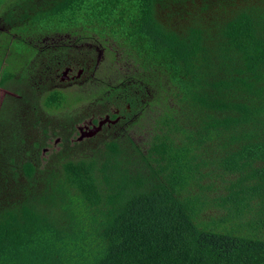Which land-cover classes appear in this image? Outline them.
Wrapping results in <instances>:
<instances>
[{
	"label": "trees",
	"instance_id": "16d2710c",
	"mask_svg": "<svg viewBox=\"0 0 264 264\" xmlns=\"http://www.w3.org/2000/svg\"><path fill=\"white\" fill-rule=\"evenodd\" d=\"M6 1L8 28L68 36V54L49 56L61 65L81 50L95 66V50L69 45L93 40L129 68L114 85L97 68L96 96L81 94L106 107L89 118L121 119L89 140L83 110L56 114L67 101L52 74L29 99L27 73L17 86L0 72L19 96L0 110V264H264V0ZM145 107L157 119L136 142ZM46 128L65 130L49 158Z\"/></svg>",
	"mask_w": 264,
	"mask_h": 264
},
{
	"label": "rangeland",
	"instance_id": "374dc122",
	"mask_svg": "<svg viewBox=\"0 0 264 264\" xmlns=\"http://www.w3.org/2000/svg\"><path fill=\"white\" fill-rule=\"evenodd\" d=\"M6 2H4L6 3L5 5L9 7V4H11L13 1L10 0ZM4 11H5V8L2 9L0 7V14L3 13ZM30 24L31 25H27L24 28H22L21 31H18L16 27L8 28L7 25L3 24V22L0 19V72H1V75L4 72H8L12 70L15 75V81L12 83L14 85H17V79L19 78L21 80H24L25 73H27L26 82L30 84V87H28V85H23V87L25 88L27 86L28 88V89H25L24 91V94L27 95L28 98H30L31 96L30 94L35 88L34 82L35 81H38V83L43 82L42 79H40V77L42 78L41 74H45V77H46L45 80H47L48 82L49 80L48 77L50 76V74H52L55 77L56 72L59 70V67L57 65L51 63L52 57L49 58V56L68 54L61 47L59 48L60 52L58 51V49H56L54 53L52 52V47L45 48L47 45H49L48 42H51L55 45L63 41L65 37L67 38L68 37L67 35L44 36L43 35L44 30L41 28V26H39L38 24L36 25H33L32 23ZM22 30H25V31L22 32ZM71 41H73V39ZM69 45L75 47L76 44L73 43ZM108 49L113 50V47L109 46ZM15 55H20L19 56L20 60H17V59L15 60L14 59ZM73 57L77 58L78 56L77 54H74ZM104 57L106 56L102 53L100 56L101 61L99 60V63L96 65V67L98 69H102L103 71H106L105 78H107L108 84L114 85L118 81L115 76L113 77L110 76L112 73L111 71H113L114 69H118V70H121V73H124L126 72L125 70L129 68V66L125 65V63L123 65L122 63L116 62V61H114L116 63L110 62V59H109V62H106L107 58L105 59ZM102 63L103 65H101ZM39 65L41 67L35 70V68H37ZM27 69H28V72L26 71ZM89 88H90V93H93L95 91L93 87L87 85L86 83H83L81 85L71 84L65 87L63 86L61 88L63 89L62 93L65 96L67 102L62 103L61 109L63 110L62 111L61 109L58 110L56 114L63 115V114L69 113L71 116H73L74 119H77V118H81V114H82L81 112L83 110L82 116L84 117H82L83 119L81 123L80 124L78 123V125H81V124H84L88 119H90L88 117L90 114L97 112V107L101 109H106V107H104V105L102 104L94 105L97 102L94 96L86 100V102L84 103L85 105H80L79 100L81 98V94H84L85 91L88 92ZM12 92L5 91L2 88H0V110H1V107H2V104L5 98L12 99L13 100L12 103H18L17 96L15 95L14 92L13 93ZM95 96H96V91H95ZM53 113H55V111ZM155 119H157L155 113H153L152 111H149L148 107H145L144 109H142L141 112H138V115L136 117L133 118V121H135V123L128 130V133L132 135V137L134 138V140H136V142L144 139L141 132H145V136H146L148 131L150 130V125L152 121ZM48 120L50 121V118ZM136 121H137V124H136ZM54 126L55 124L51 121L50 122L51 129H53ZM35 127H36L35 129L31 127L32 131L29 134L35 137L34 140L40 137L39 136L40 126H35ZM79 129H80L79 126L76 127V130L78 132H79ZM77 135L78 134L75 133L74 136H77ZM80 135L82 137H87L88 134L84 132ZM112 135L114 136V134ZM101 137L99 138L103 139ZM103 137H106V136H103ZM45 141L47 143V146L50 145V147L43 149V155H42L43 157L45 154H48V153L51 154L54 149H60L59 146L62 142V138L61 139L52 138V142L48 139H46ZM69 145L71 146L73 144H69ZM48 155L47 156L45 155L46 158H49ZM42 163H43L42 164L43 166L46 162L42 161Z\"/></svg>",
	"mask_w": 264,
	"mask_h": 264
},
{
	"label": "flooded vegetation",
	"instance_id": "af4514ba",
	"mask_svg": "<svg viewBox=\"0 0 264 264\" xmlns=\"http://www.w3.org/2000/svg\"><path fill=\"white\" fill-rule=\"evenodd\" d=\"M94 38L96 41H98V38L96 36ZM48 43H49V45H47L45 48L52 47L53 53L56 49L63 47V45H64L63 41H61L55 45L51 42H48ZM74 43L76 44L75 48H77V49H79L81 47L83 49V47H84V48L89 49V50H91V49L95 50L93 53L94 58H96L95 66L94 65L93 66H87L86 62L82 61V59L79 58L80 57L79 52L81 50H78L79 52L76 53L78 57L77 58L74 57L73 63H65V64L61 65L58 61L55 60V57H52L51 63L57 65L59 67L60 71L58 70L56 72L55 77L49 83L48 89L50 91L51 90H60L63 86L65 87V86L71 85V84L81 85L83 83H86L87 85L93 86L92 81L95 80V72L97 69L96 65L99 63L100 56L103 53V51L99 49L98 45L95 44L93 42V40L89 41V42H83V43L81 42L79 44L76 42H74ZM83 51L86 52V50H83ZM104 58L106 59V57H104ZM32 92L30 94L31 96H32ZM17 98H19L18 95H17ZM32 116H34L33 112H32ZM120 121H121L120 117L111 119L107 115L97 116V117H92V118L90 117V119H88L84 124L75 125V130H76V127L79 126L80 127L79 132L76 130L78 133L82 134V133L86 132L88 134L87 137H82L80 135L81 137L79 138V140H83V139L89 140L92 138H99L101 136L103 137V136H107V135L111 134L110 130L114 131L115 127L120 123ZM44 124H45L44 121H43V123H40V125H42V127H49V121H47L46 126H44ZM33 126L34 125H32V127ZM46 129L48 130L47 136L50 139H52V138L61 139L63 137L61 133L62 132L65 133V130H63L64 128L62 129V131H60L59 129L56 131H51L48 128H46ZM81 129L84 131H82ZM70 131H71V135L74 136L76 132H74V134H73L71 129H70ZM70 131H69L68 135H70ZM55 133H59L60 135L59 134L55 135ZM69 140H70V142H73L76 139L75 138L74 139L69 138Z\"/></svg>",
	"mask_w": 264,
	"mask_h": 264
}]
</instances>
